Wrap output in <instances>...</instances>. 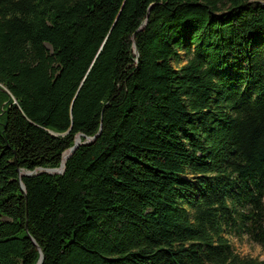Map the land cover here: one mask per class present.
<instances>
[{"label": "trees", "instance_id": "1", "mask_svg": "<svg viewBox=\"0 0 264 264\" xmlns=\"http://www.w3.org/2000/svg\"><path fill=\"white\" fill-rule=\"evenodd\" d=\"M263 196L264 1L0 0V264H264Z\"/></svg>", "mask_w": 264, "mask_h": 264}, {"label": "rangeland", "instance_id": "2", "mask_svg": "<svg viewBox=\"0 0 264 264\" xmlns=\"http://www.w3.org/2000/svg\"><path fill=\"white\" fill-rule=\"evenodd\" d=\"M257 1H264V0H257ZM180 52V61H184V57L182 56V51ZM173 65H176L172 62ZM88 139V138H85ZM39 169V168H37ZM21 170L20 172H22ZM184 176H186L184 174ZM264 201V196H263ZM230 244L232 245L233 249L241 255H248L251 257L257 258H264V247L260 246L258 243L248 239L246 235H241L240 237L227 235Z\"/></svg>", "mask_w": 264, "mask_h": 264}, {"label": "water", "instance_id": "3", "mask_svg": "<svg viewBox=\"0 0 264 264\" xmlns=\"http://www.w3.org/2000/svg\"><path fill=\"white\" fill-rule=\"evenodd\" d=\"M133 51L135 52V48H133ZM91 138V137H90ZM79 134H76V136L74 137V140H73V144L71 146L68 147L66 153H65V156L64 158L70 153L72 152V150L76 147V145L79 143ZM60 166V168H57V167H49V168H44L43 170L46 171V172H62L63 170V161L59 163L58 167ZM25 174L29 173V172H24ZM19 186L21 188V190H23V185L22 183L20 182L19 183ZM41 257H42V254L40 253V256L39 258L37 259L36 263L35 264H39V262L41 261Z\"/></svg>", "mask_w": 264, "mask_h": 264}, {"label": "bare ground", "instance_id": "4", "mask_svg": "<svg viewBox=\"0 0 264 264\" xmlns=\"http://www.w3.org/2000/svg\"><path fill=\"white\" fill-rule=\"evenodd\" d=\"M64 156H65V155H63V159H64ZM57 168H60V166H59V167H57Z\"/></svg>", "mask_w": 264, "mask_h": 264}]
</instances>
